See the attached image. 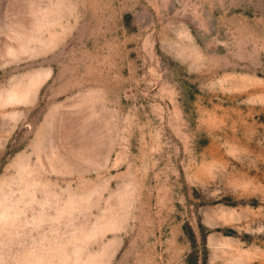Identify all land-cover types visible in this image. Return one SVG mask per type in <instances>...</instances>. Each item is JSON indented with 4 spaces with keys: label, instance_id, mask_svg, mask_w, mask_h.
Segmentation results:
<instances>
[{
    "label": "rangeland",
    "instance_id": "rangeland-1",
    "mask_svg": "<svg viewBox=\"0 0 264 264\" xmlns=\"http://www.w3.org/2000/svg\"><path fill=\"white\" fill-rule=\"evenodd\" d=\"M0 264H264V0H0Z\"/></svg>",
    "mask_w": 264,
    "mask_h": 264
}]
</instances>
